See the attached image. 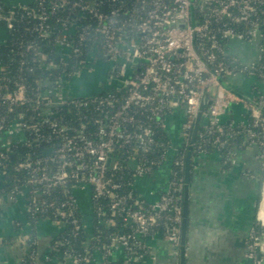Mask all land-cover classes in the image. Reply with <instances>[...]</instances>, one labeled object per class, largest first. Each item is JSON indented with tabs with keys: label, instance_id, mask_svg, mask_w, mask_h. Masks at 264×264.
I'll return each mask as SVG.
<instances>
[{
	"label": "built area",
	"instance_id": "2783aa9c",
	"mask_svg": "<svg viewBox=\"0 0 264 264\" xmlns=\"http://www.w3.org/2000/svg\"><path fill=\"white\" fill-rule=\"evenodd\" d=\"M11 7L4 17L8 33L15 29V10L21 7L27 12L30 32L49 41L60 54L59 63L50 61L48 53L31 41L27 48L33 49L39 65L60 72L38 78L32 89L22 74L12 88L0 82V103H7L9 111L16 105L33 106L31 117L20 111L9 121L0 110V137L15 139L0 140V179L5 178L15 144L46 151L35 156L28 153L16 163L17 170L28 174L20 189L15 186L8 193L12 200L26 187L28 212L52 211L57 224L79 231L88 229L79 216V194L89 191L92 212L121 215L124 227L129 228L108 233L106 261L114 251L123 249L122 264H143V238L159 230L179 256L184 155L174 160L169 187L154 202L133 192L134 179L164 163L163 153L157 160L146 156L170 149L171 144L158 140L157 134V127H164L166 114L183 105L187 112L183 135L189 140L204 100L197 131L200 139L221 153L227 144L224 135L241 134L239 145L260 148L258 157L264 168V0H25ZM60 9L67 10L69 16L58 15ZM10 39L8 35L4 43ZM234 40L257 43V60L246 61L235 54L230 44ZM85 54L89 62L81 61L78 67L70 64L72 57ZM25 65L21 61V67ZM97 66L105 78L101 89L106 85L113 89L71 94L72 81L92 75ZM239 74L254 77L263 89L254 97L235 90L227 79ZM232 105H242L249 120L226 121ZM65 107L76 117L65 119L67 113L61 112ZM238 126L243 129L237 131ZM192 144L187 142V146ZM127 147H131L127 166L133 170V191L123 192L121 178L116 176L123 166L115 152ZM233 157L231 150L225 163ZM56 188H61L67 199L50 198ZM101 198L109 200L107 208H102ZM113 216L101 218L99 224L111 227ZM94 238L99 240L101 235ZM261 238L254 228L247 245L253 264H264V257L257 254L259 249L263 251ZM31 240L28 235L20 238ZM61 243L70 245V240L64 238ZM27 254L36 260L38 253L33 248ZM59 257L76 264L95 261L94 254L75 250ZM25 258L20 263H26Z\"/></svg>",
	"mask_w": 264,
	"mask_h": 264
},
{
	"label": "crops",
	"instance_id": "0c3cea01",
	"mask_svg": "<svg viewBox=\"0 0 264 264\" xmlns=\"http://www.w3.org/2000/svg\"><path fill=\"white\" fill-rule=\"evenodd\" d=\"M9 1L16 4L24 0ZM7 37V30L0 27V44H3ZM234 42L239 46L231 48L235 54L240 56L239 51L243 48L246 54V59L243 60H257V43L237 40ZM100 72L101 76L84 74L74 79L70 93L87 95L99 92L105 79L102 71ZM241 76L240 79H237L238 76L228 77L227 83L250 97L258 94L257 86L263 89V85L256 82L255 78L244 84L243 77H252L245 74ZM95 84V92L82 91L84 86L87 85L89 89ZM186 118L184 107L175 108L166 114L164 129L171 144L169 158L152 172L134 179L136 193L147 202L158 200L169 187L173 160L176 158L174 155L179 149L187 146L188 142V138L183 135ZM230 119L249 120L242 105L235 106L232 113L228 112L225 120ZM2 138L10 142L15 141L14 137L1 136L0 140ZM259 151L257 145H238L234 148V157L229 164L225 163L217 150L191 156L186 264H253L247 256V245L255 225L259 223V202L263 188L260 173L264 170L258 157ZM79 200L83 219L92 239L94 224L90 192H80ZM28 201L29 191L26 187L16 200H12L9 194L0 198V264H19L20 259L33 248L38 253L36 264H75L49 254L53 239L64 227L49 218L31 222L28 218ZM25 235L32 236V242L20 241ZM143 242L147 254L143 264H180V255L173 253L172 245L163 231L153 232L144 237ZM94 256L96 264L103 263L104 258L99 251H96ZM124 256L123 249H117L110 261H123Z\"/></svg>",
	"mask_w": 264,
	"mask_h": 264
},
{
	"label": "trees",
	"instance_id": "16d2710c",
	"mask_svg": "<svg viewBox=\"0 0 264 264\" xmlns=\"http://www.w3.org/2000/svg\"><path fill=\"white\" fill-rule=\"evenodd\" d=\"M25 1V0H24ZM49 1V0H47ZM20 3V2H19ZM19 3H16L17 5ZM12 2L9 0H0V27H3L6 29V20L4 17H6L9 14V11L11 10ZM31 5H35V2L31 3ZM78 10H76L75 13H77ZM16 14V27L14 30L11 31V33H8L9 36L12 37V39L8 40V42L0 44V66L2 67L0 70V82L4 85H6V88H12L14 86L15 81L18 79V76L22 74V77L24 78L27 86L29 89H32L36 85V80L41 77H46L49 75V72H54L58 74L60 72V69H52L47 67H42L39 65V60L36 59L33 49L27 48V45L34 41L37 45L40 46L44 50V52H47L49 55V60L53 61L55 63L60 62V54L55 51V47L53 44H50L47 40H42L38 37V35L34 32H30V23L27 22L28 15L25 9L21 7H16L15 10ZM58 15L62 16H69L67 13V10H58ZM71 16H74L71 14ZM18 19V20H17ZM22 41V43H21ZM21 61H24L26 65L22 68L21 67ZM87 63L89 62L88 55H83L82 58L79 56L77 58L72 57L70 60L71 65H80L82 62ZM91 61V60H90ZM29 68H33L31 71ZM113 87L104 86L100 91L105 92V90H112ZM257 90L259 92V86H257ZM0 110L2 112V115L7 119L8 121L13 119L20 111H25L27 113V117H31V114L33 113V106L32 104H24V105H16L14 106V110L11 112L8 110V104L7 103H0ZM62 113H67L65 116V119L69 120L71 118H75V113H68L67 107L64 109H61ZM264 113V110H263ZM251 121V120H250ZM225 127H229L227 123H225ZM201 129V126L199 125L198 130ZM243 127L238 126L237 131H241ZM193 133V131H192ZM157 134H158V140L169 142V137L167 136L165 129L163 126L157 127ZM1 135V131H0ZM227 139V144L223 149H221V156L222 159L225 160L227 158V155L231 150H234L235 147H238L239 141L242 139L241 134L234 133L232 136H223ZM192 135L190 136V139L188 140L190 143ZM170 143V142H169ZM190 146H185L179 149L176 154L174 155V158L177 156L184 155V159L186 160L187 153L189 151ZM206 149L207 152H212L216 150L215 146L212 145L210 142H204L200 139L198 133L196 134V138L194 141V144H192L191 149V156L198 155L202 149ZM44 147L42 148H31L29 146H26L24 144H15V146L12 148V151L9 153V160L7 161V171L5 174V178L0 179V196L8 194L12 191V189L17 186V189H20L23 184L25 183L24 179L27 177V171L26 170H17L16 169V163L23 158H25L26 154L30 153L32 155L37 154H43ZM131 150V147L127 148H118L115 152V157L118 158V161L120 164H122V169L116 172V176L121 178L123 187V192H129L133 191L131 183L133 181V170L127 166V159L129 155V151ZM162 153L164 154V161L169 158V148L167 147L166 150L159 149L154 153H149L146 157L149 160H157L161 157ZM176 159V158H175ZM174 159V160H175ZM173 160V169L176 168V165L174 164ZM230 162L228 161L227 164ZM155 167V166H154ZM156 168V167H155ZM185 173V172H184ZM183 171L181 172L183 176ZM260 180L261 183L264 179V170L260 173ZM261 190V186H260ZM136 193V191H133ZM183 197L181 199V204L184 206V196L185 193H182ZM261 196V193H260ZM55 198L57 200H65L67 199V196L64 195L61 188H56L50 198ZM108 199L101 198L100 203L102 204V208H107L108 206ZM80 209L79 216L80 218H84V214L82 213ZM92 220H93V231L92 235H97L98 233L101 235V238L99 240L97 239H91V234H89L88 229H82V230H75L72 226L68 225L67 227L63 228L59 234L55 236L52 242L53 249L49 252V254L54 256H62L65 252L68 250H75L77 253L81 254H94L96 251H99L104 257V261L102 264H122L123 261H106L105 258V249L107 245L109 244V238L108 233L112 230L115 231H128V227H124V219L121 215H115L113 216L109 212H101L99 214L98 211L92 212ZM78 215V213H77ZM114 217V224H112L111 227H106L104 225L99 224V220L104 217ZM28 218L31 220V222H35L42 218H49L51 220L55 219V216L53 215L52 211L43 212L39 211L37 213H31L28 212ZM264 233V228L259 223L255 225V234L257 236L262 237ZM32 238V236H29ZM64 238H69L70 245L68 244H62L61 241L64 240ZM142 253H144V258H146V249L141 250ZM258 257H264L263 251L260 249L258 250ZM26 263H19V264H36V260L32 258L30 254H26ZM142 262V261H141ZM144 263V260H143ZM90 264H96V262H91Z\"/></svg>",
	"mask_w": 264,
	"mask_h": 264
},
{
	"label": "water",
	"instance_id": "95a60500",
	"mask_svg": "<svg viewBox=\"0 0 264 264\" xmlns=\"http://www.w3.org/2000/svg\"><path fill=\"white\" fill-rule=\"evenodd\" d=\"M206 102L205 100L201 103L199 113L197 115L196 124L192 133V142L195 141L196 134L199 128V121L202 115V112L205 109ZM183 107V105H180L178 108ZM234 105H232L229 108V113H232L234 109ZM190 150L187 153L186 157V167H185V187H184V206H183V221H182V231H181V245H180V264H186V244H187V215H188V199H189V190H190V173H191V149L192 146L189 148ZM263 187H264V179H263ZM263 200V188H262V197L259 202V211L261 202ZM258 221L261 222L259 219V213H258ZM263 253H264V246H263ZM76 264V263H75Z\"/></svg>",
	"mask_w": 264,
	"mask_h": 264
},
{
	"label": "rangeland",
	"instance_id": "374dc122",
	"mask_svg": "<svg viewBox=\"0 0 264 264\" xmlns=\"http://www.w3.org/2000/svg\"><path fill=\"white\" fill-rule=\"evenodd\" d=\"M231 48H233L234 46H238L234 41H232L231 43ZM239 47V46H238ZM244 49L242 48V50H240L239 51V54H240V56H241V58L242 59H246V54H245V52L243 51ZM101 70H100V67L99 66H97V69L95 70V72L94 73H92V75H93V77H96V76H101L100 74H101V72H100ZM236 76H238L237 77V79H240L239 77H242L241 75H236ZM250 77V76H249ZM244 78V79H243ZM242 79L243 80H245V81H242L244 84H247V83H250L251 81H253V78L254 77H252V78H248V77H243ZM250 79V80H249ZM86 83V82H85ZM87 86V85H86ZM86 86H84V90H82V91H86V92H88V91H90V92H95V90H96V88H97V86H96V84L95 85H93L91 88H89V89H87V87ZM182 113V112H181ZM182 115V114H181ZM263 191H264V189H263ZM261 226H263L264 224L263 223H259ZM263 228H264V226H263ZM262 245L264 246V233H263V236H262Z\"/></svg>",
	"mask_w": 264,
	"mask_h": 264
},
{
	"label": "bare ground",
	"instance_id": "6f19581e",
	"mask_svg": "<svg viewBox=\"0 0 264 264\" xmlns=\"http://www.w3.org/2000/svg\"><path fill=\"white\" fill-rule=\"evenodd\" d=\"M259 219H260L261 223L264 224V191H263V200L261 202L260 211H259Z\"/></svg>",
	"mask_w": 264,
	"mask_h": 264
}]
</instances>
